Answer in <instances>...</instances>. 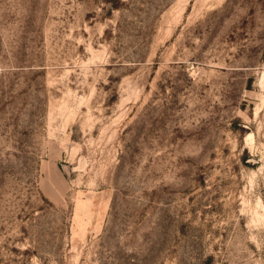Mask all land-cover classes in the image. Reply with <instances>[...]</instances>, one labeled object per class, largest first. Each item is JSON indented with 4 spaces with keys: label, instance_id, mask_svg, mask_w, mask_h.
I'll list each match as a JSON object with an SVG mask.
<instances>
[{
    "label": "rangeland",
    "instance_id": "obj_1",
    "mask_svg": "<svg viewBox=\"0 0 264 264\" xmlns=\"http://www.w3.org/2000/svg\"><path fill=\"white\" fill-rule=\"evenodd\" d=\"M0 264H264V0H0Z\"/></svg>",
    "mask_w": 264,
    "mask_h": 264
}]
</instances>
